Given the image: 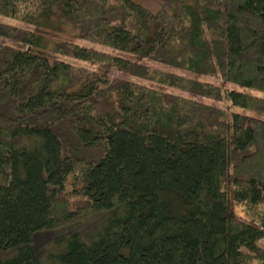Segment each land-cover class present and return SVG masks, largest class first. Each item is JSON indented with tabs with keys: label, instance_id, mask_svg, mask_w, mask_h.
I'll list each match as a JSON object with an SVG mask.
<instances>
[{
	"label": "trees",
	"instance_id": "obj_1",
	"mask_svg": "<svg viewBox=\"0 0 264 264\" xmlns=\"http://www.w3.org/2000/svg\"><path fill=\"white\" fill-rule=\"evenodd\" d=\"M121 1L131 29L110 0H0L132 57L0 22V264H264V98L224 86L264 94V0H179L169 21Z\"/></svg>",
	"mask_w": 264,
	"mask_h": 264
},
{
	"label": "rangeland",
	"instance_id": "obj_2",
	"mask_svg": "<svg viewBox=\"0 0 264 264\" xmlns=\"http://www.w3.org/2000/svg\"><path fill=\"white\" fill-rule=\"evenodd\" d=\"M50 2L54 1V0H49ZM112 3V10H113V16L115 17V21L119 24H123L126 28L131 29L132 28V19L130 16H128L124 9L121 7L122 1L121 0H110ZM178 1L179 0H125V2L127 4H131L134 6H138L139 9L141 10L142 13L147 14V15H154L156 17H162V19H164V21H169L170 17L173 15L177 5H178ZM0 22L3 23H7L9 25L15 26V27H21V28H25L30 30L33 33L42 35L44 37L47 38H51V39H64L67 41H71L73 44L79 45V46H83L85 48H94L97 51H103L109 54H113V55H117L119 57L122 58H128L131 59V55L129 54H125V53H120V52H116V51H112L108 48H103L100 47L98 45H94L91 44L89 42H84V41H79V40H69L68 38H64L63 36L55 33V32H50L47 30H43V29H39L36 27H31L29 25L23 24L19 21H15V20H10V19H4L0 17ZM3 42L2 38L0 37V44ZM34 53H36L37 55H45V53L38 51V50H33ZM58 60H61L63 62H66L70 65H72L73 67L76 68H80L82 70H85L87 72H95L99 75H101L103 78L105 79H110L112 77H116V76H120V73L114 69V68H106L103 67L101 65L98 64H92L89 62H84V61H79V60H75V59H71L68 57H62V56H53ZM148 67L152 70L155 71H160V72H173L176 73L178 75H183L189 79L192 80H197L199 82H209V83H214V84H219V81L214 80V79H210L207 77H203V76H197L191 73H186V72H182L176 69H171L159 64H155V63H147ZM140 84H143L147 87L150 88H154L156 90L159 91H164V92H168V93H174V94H179V95H183L182 93H177L174 92L170 89H167L166 87L163 86H159L156 85L154 83L151 82H144V81H137ZM229 89H234L236 91H240V92H245V93H249L253 96L259 97V98H264V94L261 92H257L254 90H250V89H245L236 85H224ZM204 103L206 104H213L216 105L217 107L226 109V110H230V107L227 106V104L225 102H213V101H209V100H203ZM230 212L235 216L238 217L240 219L243 220H247V216L243 213L242 208L234 203H230ZM260 253H263L262 255L264 256V235L261 237V239L257 242ZM259 264V263H257Z\"/></svg>",
	"mask_w": 264,
	"mask_h": 264
}]
</instances>
